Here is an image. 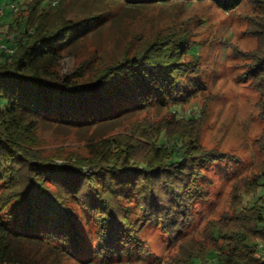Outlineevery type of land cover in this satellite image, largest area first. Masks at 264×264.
<instances>
[{
  "label": "trees",
  "instance_id": "1",
  "mask_svg": "<svg viewBox=\"0 0 264 264\" xmlns=\"http://www.w3.org/2000/svg\"><path fill=\"white\" fill-rule=\"evenodd\" d=\"M201 1L231 11L243 0ZM58 3L26 4L27 14L15 18L17 34L6 40L12 53L0 50V264H109L144 253L142 233L150 225L170 243L180 241L167 264H264L258 248L264 242V174L235 186L233 212L224 224L208 225V244L181 241L206 194L204 171L225 156L205 151L196 132L136 126L84 140V155L43 153L41 124L92 130L125 114L181 105L205 88L196 63L182 60L190 43L175 33L125 50L88 78L82 65L62 75L60 62L97 22L95 16L62 18ZM252 57L244 74L260 94L264 119V48ZM259 139L264 151V133ZM244 196L251 204L242 203Z\"/></svg>",
  "mask_w": 264,
  "mask_h": 264
},
{
  "label": "rangeland",
  "instance_id": "2",
  "mask_svg": "<svg viewBox=\"0 0 264 264\" xmlns=\"http://www.w3.org/2000/svg\"><path fill=\"white\" fill-rule=\"evenodd\" d=\"M57 1V14L62 18L79 20L95 16L93 20L97 22L93 33L76 43L60 62L62 75L67 76L82 65L84 76L88 78L96 69L122 56L125 50L131 53L156 36L175 33L176 38L183 37L190 43L182 60L196 63V77L205 88L181 105L125 114L99 123L92 130L41 124L38 134L43 153L84 155V140L93 136L123 135L136 126H147L153 132L158 126L167 128L168 133L184 129L196 132L205 151L225 156L209 163L204 171L206 194L195 204L193 219L187 224L181 241L208 244V225L212 222L224 224L223 217L233 212L232 196L239 191L235 186L264 174V151L259 143L264 133V119L259 116L257 105L260 94L244 74L253 62V53L264 48V33L258 32L264 29L261 27L264 17L259 16V13L264 14V0H243L231 11H222L212 2L201 0L142 4L127 0H46L50 7ZM34 2L0 0V8L4 9L0 15V43L6 42L8 35L17 34L15 18L26 15V4ZM194 117L195 121H188ZM166 144L170 145L171 141ZM54 159L57 164L63 162V158ZM83 170L88 174L93 172L87 165ZM262 193L264 191H260ZM247 202L251 204L252 199L244 196L242 203ZM146 227L142 233L145 252L109 264H167L176 256L180 241L170 243L158 226ZM258 243L264 257V242ZM65 262L81 264L72 259H65Z\"/></svg>",
  "mask_w": 264,
  "mask_h": 264
},
{
  "label": "built area",
  "instance_id": "3",
  "mask_svg": "<svg viewBox=\"0 0 264 264\" xmlns=\"http://www.w3.org/2000/svg\"><path fill=\"white\" fill-rule=\"evenodd\" d=\"M3 11L4 9L0 8V15H2ZM12 36L13 35H8L6 39L11 40L13 38ZM0 50H3L6 53H12L13 49L11 48V46H9L7 42H4V43H0Z\"/></svg>",
  "mask_w": 264,
  "mask_h": 264
}]
</instances>
